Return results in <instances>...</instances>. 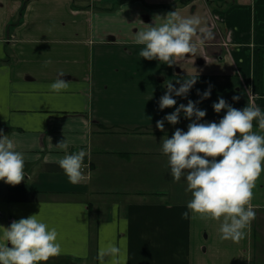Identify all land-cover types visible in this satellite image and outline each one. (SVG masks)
<instances>
[{
    "label": "crops",
    "instance_id": "crops-1",
    "mask_svg": "<svg viewBox=\"0 0 264 264\" xmlns=\"http://www.w3.org/2000/svg\"><path fill=\"white\" fill-rule=\"evenodd\" d=\"M171 12L200 20L195 51L171 67L144 60L139 21L159 25ZM58 72L68 87L56 92ZM192 78L186 98L159 109L168 83ZM220 97L264 110V0H0V130L25 158L24 182L0 181V226L38 215L55 228L62 250L46 264L264 263V172L255 219L239 241L223 240L220 221L187 209V182L172 179L161 150L192 121L181 113L159 131L158 120L191 100L206 111L200 123H218ZM253 131L264 135L258 121ZM63 139L64 152L54 148ZM81 149L89 167L72 184L55 158Z\"/></svg>",
    "mask_w": 264,
    "mask_h": 264
},
{
    "label": "clouds",
    "instance_id": "clouds-1",
    "mask_svg": "<svg viewBox=\"0 0 264 264\" xmlns=\"http://www.w3.org/2000/svg\"><path fill=\"white\" fill-rule=\"evenodd\" d=\"M157 18L161 20L159 25L139 21L143 28L132 35L135 44L144 46L140 57L171 67L174 60L195 51L192 41L197 36L200 20L180 18L175 12ZM209 38L211 33H206L204 39ZM63 76V72L57 73V79L50 85L53 91L68 87ZM196 82L197 78L178 80V88L168 83L158 101L159 109L175 106L174 97L186 98ZM211 88L209 85L202 94L198 90L197 95L201 100L208 99ZM237 100L239 96H233V101ZM198 103L200 101L189 100L156 122L157 130L164 131V122L178 124L181 113L192 121L186 132L177 128L171 138L165 136L161 150L167 157L172 179L179 182L183 177L187 182L186 191L191 193L187 209L201 218L220 221L221 239L236 242L255 219L251 201L256 181L264 172V135L253 131V121H258L259 129L264 130V110L254 103L237 109L220 97L212 108L215 113L225 111L223 118L218 123H200L206 111L199 109ZM54 148L64 152L68 144L63 139ZM86 156L89 153L81 149L55 158L70 183L84 180ZM24 168V154L17 150L10 136L0 130V181L13 187L21 184L25 180ZM188 214L182 213V218H187ZM0 241V264H46L62 250L57 230L49 229L38 215L14 220L7 228L0 226Z\"/></svg>",
    "mask_w": 264,
    "mask_h": 264
},
{
    "label": "rangeland",
    "instance_id": "rangeland-1",
    "mask_svg": "<svg viewBox=\"0 0 264 264\" xmlns=\"http://www.w3.org/2000/svg\"><path fill=\"white\" fill-rule=\"evenodd\" d=\"M254 256L256 258V252H255V255ZM53 261L54 262H52L51 264H70V263L66 262L65 260H63V259H56V260H53ZM255 264H264V263L257 262V260H256Z\"/></svg>",
    "mask_w": 264,
    "mask_h": 264
},
{
    "label": "built area",
    "instance_id": "built-area-1",
    "mask_svg": "<svg viewBox=\"0 0 264 264\" xmlns=\"http://www.w3.org/2000/svg\"><path fill=\"white\" fill-rule=\"evenodd\" d=\"M88 167H89V165H87V167H86V169H85V172H87V170H88Z\"/></svg>",
    "mask_w": 264,
    "mask_h": 264
}]
</instances>
